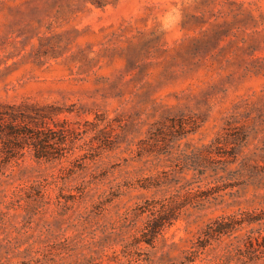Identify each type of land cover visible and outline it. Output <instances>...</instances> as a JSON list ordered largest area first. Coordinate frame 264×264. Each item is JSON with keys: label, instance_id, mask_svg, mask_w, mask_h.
I'll return each mask as SVG.
<instances>
[{"label": "rangeland", "instance_id": "rangeland-1", "mask_svg": "<svg viewBox=\"0 0 264 264\" xmlns=\"http://www.w3.org/2000/svg\"><path fill=\"white\" fill-rule=\"evenodd\" d=\"M0 105L78 132L61 160L0 156V264L248 261L247 225L191 252L264 210V0H0ZM216 141L218 182L191 169ZM176 180L209 201L138 243L127 213Z\"/></svg>", "mask_w": 264, "mask_h": 264}, {"label": "trees", "instance_id": "trees-1", "mask_svg": "<svg viewBox=\"0 0 264 264\" xmlns=\"http://www.w3.org/2000/svg\"><path fill=\"white\" fill-rule=\"evenodd\" d=\"M13 110L11 106L0 105V156L3 155L8 159L21 157L26 149L33 151L38 160L52 162L67 157L75 148L74 134L78 132L72 128H65L55 131L44 122H33L30 118L16 113H8L5 109ZM4 109V110H2ZM59 135V138L58 136ZM91 148L88 151H94ZM193 160V171H198L199 176H205L207 171L213 172L214 181L218 182V141L212 145L204 147ZM93 181L97 183L100 177L93 176ZM180 181L176 180V188L166 194L160 200H145L142 206H138L132 213H127L126 219L134 221L141 216H146L144 227L142 229V238L138 243L144 242L153 246L158 237L167 227H171L181 217L182 212L188 206L203 207L209 201L212 193L202 191L201 186L198 190L191 187L192 184L179 185ZM92 183L84 185L78 189L79 195L84 196L87 188ZM153 185V186H152ZM161 184H146L141 187L151 189L159 187ZM264 210L253 212H240L230 217L216 219L208 224L204 232L203 245L199 246L193 255H199L201 249L206 248L212 241H218L225 236H232L234 232L241 230L244 226L251 229L246 238L245 246L250 249L248 261L245 264L258 261L264 252H259L261 247L264 248ZM259 225V228L254 227ZM253 226V227H252ZM201 241V242H202ZM126 250L130 246H125Z\"/></svg>", "mask_w": 264, "mask_h": 264}]
</instances>
